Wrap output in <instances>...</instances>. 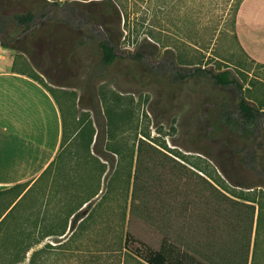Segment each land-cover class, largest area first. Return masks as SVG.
<instances>
[{"label":"rangeland","instance_id":"374dc122","mask_svg":"<svg viewBox=\"0 0 264 264\" xmlns=\"http://www.w3.org/2000/svg\"><path fill=\"white\" fill-rule=\"evenodd\" d=\"M74 1L59 0L51 6L49 18L80 27L84 33H101L103 30L91 25ZM239 1L114 0L122 14L119 28L114 30L119 39L117 51L126 59L111 77L98 82L95 90L105 105L127 112L116 123L127 128L112 137L104 131L108 122L105 115L97 117L90 111L89 117L101 128L106 149L124 142L136 148L131 181L127 182L126 174L131 152L111 153L112 160L101 158L106 172L94 203L102 211L92 226L85 224L86 229L69 233L71 243L43 253V264H149L143 256L124 248L127 230L131 232L127 246L143 254L159 249L163 239L169 238L203 264H264V187L236 185L224 172L226 167L248 183L264 180V115L252 125L244 124L235 85L221 88L226 95L222 99L214 94L218 87L209 86L210 75L205 74L203 81V75L192 73L201 64L216 70L229 65L241 79L248 99L253 104L264 102V64L256 62L242 44L248 9L256 3L260 6V0L246 6L242 0L235 16ZM32 4L33 0H0L1 41L17 42L24 35V26L15 14L29 10ZM0 45L3 61L16 59L18 66L29 70L36 62L40 64L47 73L40 72L45 83L56 89L66 108L83 92L91 97L92 92L84 86L89 82L90 66H82L83 79L74 86L69 84L73 75L57 66L46 43H28L32 55L4 47L2 42ZM139 51L143 57L134 59L135 76L129 77L123 68ZM179 72H187L188 77L181 79ZM48 75L68 85H58ZM166 80L173 83L172 89L165 87ZM63 90L67 95H61ZM74 110L79 116L89 109L78 103ZM80 155V164L73 154L66 164L71 178L81 172L86 181L81 182L85 188L77 181L70 188L76 203L86 197L88 172L94 163H86L85 152ZM57 174L53 165L18 199L0 224V240L15 233L41 236L45 232L42 227L54 223L56 206L63 196L56 189L61 181ZM20 189L4 192L14 201ZM4 204L0 203V214L5 211ZM56 237L46 235L29 251L27 260L35 249L47 243L59 244ZM121 248L128 252L125 261L119 260Z\"/></svg>","mask_w":264,"mask_h":264},{"label":"trees","instance_id":"16d2710c","mask_svg":"<svg viewBox=\"0 0 264 264\" xmlns=\"http://www.w3.org/2000/svg\"><path fill=\"white\" fill-rule=\"evenodd\" d=\"M58 1L59 0H33V4L29 10L16 13L15 18L24 26L25 33L17 40V42L1 41L2 45L4 47L20 49L32 55V51L27 47L28 43L32 45L40 44L42 42L46 43L54 53V61L57 63V66L63 71L70 72V74L73 75V80L69 84L74 86H79L81 83L80 80L83 79L81 74L82 66H90L91 71L89 75L86 76V80H89V82L84 86L92 92V95L90 97L86 95V92H83L79 98L78 95L76 96L73 106L70 105L66 108L56 94V89L54 88V95L59 99L58 101L62 109L63 138L61 148L54 161L48 166L46 172L55 165L58 173L57 180H59V176L61 175V181L56 185V189L61 192L60 195H63L61 197V204L60 206H56L54 223L44 225L42 228L45 229V232L41 236H33L32 233L27 236L15 233L10 237H1L0 264H43V253L45 254L51 250L49 248L55 250L56 248L64 247V245L73 241V238H67L71 231L73 235L77 228L86 229L87 226L85 224L93 225L94 221H96V215L103 209L98 206V203H94V198L101 190V179L106 172V164L101 161V158L112 160L114 152H131L129 168L126 173L128 175L127 182L131 181L132 177L133 160L136 148L132 145L130 146L127 142H124V144L120 146L109 145V148L106 149L103 145L104 142L101 128L98 129L94 120L89 117L90 111H93L97 117L105 115L108 122L104 131L111 134L112 137H115L118 133L120 134L121 132H124L127 128L126 126L116 125L117 120L120 119V117L124 119L127 112L124 109H117L109 104L105 105L99 92L95 90L97 83L111 77L115 73L117 65L126 59L125 55L117 51L119 39L114 33L115 27L117 26V28H119V24L122 20L121 11L114 0H75L73 4H76L87 14L89 23L91 25L95 24V26H99L101 30H103L101 33L93 30L89 31V33H84L80 27H74L69 23H65V21L57 20L55 17L54 20L49 18L51 6L54 5L55 7V5L59 3ZM241 1L242 0L239 1L236 7L235 16H237ZM43 17L48 18L44 20L42 19ZM90 55L92 56L91 60H86ZM142 57L143 53L140 51L133 53L130 56L129 61L131 62H127L126 68H123L124 72L129 77L135 76V64L132 62H134V59L139 60ZM34 66H32L33 70L27 69V66H23L22 64L18 66V62L15 59L13 68L18 71L28 72L32 77L41 82H45L44 77L40 72L47 74L46 71L37 62ZM97 72H101V75L95 76ZM192 73L203 75V81L207 79L204 77L206 76L205 74L210 75L211 85L209 84V86L213 88L218 87L219 92L214 94L221 98H226V95L221 91V88L235 85L240 93L239 108L242 113V119L245 122L244 124L252 125L258 119L260 114L264 115V102H262L261 105L257 103L253 104L251 100L248 99L241 79L235 74L229 65L225 69L216 70L213 68H207V66L201 64L196 66ZM48 77L52 82L58 85H68L66 82L54 80L50 75H48ZM179 77H181V79H186L188 74L187 72H179ZM46 85L49 86L47 83ZM164 85L167 89L173 88V83L169 82V80H166ZM92 90H95V92ZM67 93L66 90H63L61 95H67ZM214 101L216 100L214 99ZM78 103L83 108L89 110L80 113L79 116L76 115L74 107L76 104L78 106ZM228 118L229 115H227L226 119ZM244 130L247 132L246 128H244ZM72 147L75 148L73 149ZM138 149L140 154L138 153L137 156L140 158L142 151L141 143H139ZM200 151L204 152L203 150ZM82 152H85L87 155L85 156L86 163H91L92 161H94V163L91 165V172H88L90 182L87 186V190H85L86 197L79 203H76L71 199L74 195L70 191V188L72 184H76V181L78 182L79 187L82 186V181H86L83 180L81 172L79 173L80 175L71 178L70 171L66 167V164L68 158L72 154L77 158L78 164H80L82 154L79 156V153ZM88 157L89 160L87 159ZM78 169L80 170L81 168ZM224 172L236 185L244 187L260 185L264 187V180L256 183H248L241 180L239 175H232L226 167H224ZM44 174H42V176ZM27 186L28 182L17 184L9 189L14 190L22 187V189L16 194L15 205L11 207L6 216L2 218L0 224L7 220L10 213L15 209L18 204V199L22 198L32 187L28 188L25 193L22 194ZM79 187H77V189ZM82 187L85 188V186ZM85 203L86 205L84 206ZM85 209H87V211ZM88 209L90 210L88 211ZM123 214H125V212H123ZM122 226L124 228V222L122 223ZM66 233L67 235L65 237H60ZM53 234L57 236L55 239L60 243H47L45 246L35 249L29 260H27L29 251L36 244L41 243L46 235ZM125 236L124 248L128 251H132L133 254L137 253L138 255L143 256L145 261L149 264H203L194 255L180 250L178 245L169 238L163 239L162 245L159 249L154 250V252L149 251L148 254H143V252H140V249L133 251L127 246L128 241L131 239V232L129 230L125 232ZM109 246L110 243L107 248ZM106 251L107 250H104V253H106ZM120 252L122 253L119 260L125 261L128 252H124L123 248H121Z\"/></svg>","mask_w":264,"mask_h":264},{"label":"crops","instance_id":"0c3cea01","mask_svg":"<svg viewBox=\"0 0 264 264\" xmlns=\"http://www.w3.org/2000/svg\"><path fill=\"white\" fill-rule=\"evenodd\" d=\"M253 1L258 0H246L244 5ZM259 3L260 6L256 3L248 9L242 44L256 62L264 64V0ZM3 59L5 58L2 56L0 192L28 182L22 193L24 194L46 172L61 148L62 109L53 87L47 86L28 72L15 70V59ZM4 201L2 210L5 211L0 214V221L15 204V200H9L8 192L0 194V203Z\"/></svg>","mask_w":264,"mask_h":264},{"label":"built area","instance_id":"2783aa9c","mask_svg":"<svg viewBox=\"0 0 264 264\" xmlns=\"http://www.w3.org/2000/svg\"><path fill=\"white\" fill-rule=\"evenodd\" d=\"M0 43H1V40H0ZM1 46V45H0ZM2 58V53H1V50H0V59Z\"/></svg>","mask_w":264,"mask_h":264},{"label":"water","instance_id":"95a60500","mask_svg":"<svg viewBox=\"0 0 264 264\" xmlns=\"http://www.w3.org/2000/svg\"><path fill=\"white\" fill-rule=\"evenodd\" d=\"M64 235H65V234H64ZM64 235H63V236H64Z\"/></svg>","mask_w":264,"mask_h":264}]
</instances>
